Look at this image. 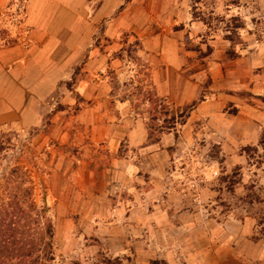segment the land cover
<instances>
[{
	"label": "crops",
	"instance_id": "obj_1",
	"mask_svg": "<svg viewBox=\"0 0 264 264\" xmlns=\"http://www.w3.org/2000/svg\"><path fill=\"white\" fill-rule=\"evenodd\" d=\"M21 2L23 15L17 31L1 19L2 9L12 8L15 2L0 0V28L8 26L10 30L3 35L0 29V129L45 127L47 136L63 139V142L72 134L76 152H83L73 156L72 177L67 174L69 157H64L59 167L67 169L63 177L70 179L76 187L74 196H111V199L135 196L137 192L129 191L130 186H134L128 182L132 176L141 175L142 170L130 162V154L134 150L136 153L147 152L146 149L154 146L161 147L160 154L168 150L175 153L179 150L177 142L180 143L182 133L185 140L187 133L192 136L201 132L205 140L219 137L220 142L216 144L222 154L221 161L228 166L232 161L233 167L240 169L245 168L243 162H246L245 153L240 151L242 146H255L254 154L260 151V135L264 132V64L260 65V73L247 77L246 72L253 73L254 69L241 65L243 58L238 53L240 56L234 57L233 63L229 62L226 73L225 67L213 69L215 62H212V67L207 70L210 82L199 81V73L184 77L183 72L173 69L175 75H172V64L185 65L186 62L179 41L184 36L194 40L190 32L182 35L184 32L177 27L179 24L189 29L193 27L191 20L190 26L181 24L184 18L178 16V10L186 6L185 0ZM134 39L139 43L134 48L138 58L147 59L148 64L155 66L162 62L167 67L168 72L163 76L158 71L148 75L154 96L175 108L194 103L183 123L176 125L178 133L173 136L172 129L161 132L155 142L147 139L143 114L134 113L136 110L129 107L128 101H119L110 95L108 75L117 71L118 57ZM207 40L215 43L216 48L219 38L212 35ZM74 71L79 75L72 80ZM206 89L209 90L203 92ZM201 92L206 95H200ZM95 150L94 160L88 159ZM101 153L106 161H100L103 160L98 156ZM153 153L157 155V151L153 150ZM246 165L249 170L245 175L242 173L244 176L236 181V185L254 183L263 190L264 196V163ZM155 168L158 170L159 166L155 165ZM144 178L145 175L139 178L142 184ZM139 180L136 182L142 185ZM147 182L153 185L155 180ZM148 188L146 191L142 187L137 194L146 196L154 191L152 187ZM116 189H119L117 193ZM149 201L152 198L148 204ZM149 205L150 208L157 206ZM225 214L218 221L209 219L206 222L209 236L212 234L221 242L215 264H257L258 241L250 238L255 230L253 221L248 217L236 219ZM144 245V241L138 242L131 250L145 253ZM263 247L260 245L259 248L263 250ZM153 248L146 253L151 252L154 256L142 259L143 263L149 264L153 260L152 264H176L169 256V250ZM205 252L200 253V257L206 259L202 264H208ZM111 256L117 261L120 258L117 254Z\"/></svg>",
	"mask_w": 264,
	"mask_h": 264
},
{
	"label": "rangeland",
	"instance_id": "obj_2",
	"mask_svg": "<svg viewBox=\"0 0 264 264\" xmlns=\"http://www.w3.org/2000/svg\"><path fill=\"white\" fill-rule=\"evenodd\" d=\"M13 1L15 5L12 8L2 9L1 19L11 29L18 31L23 3L21 0ZM185 3L186 6L178 10V16L184 18L181 24L190 26L192 21L193 27L189 29L180 24L177 27L184 32L182 35L190 32L194 40L184 36L179 41L186 62L185 65L172 64V75H175L173 69L183 72L184 77L199 73V81L210 82L207 70L212 67V62H215L213 69L225 67L226 73L230 67L229 62L233 63L232 59L239 54L243 58L240 64H244L246 69L250 66L254 69L253 73L246 72L247 77L252 78L255 73H260V65L264 64V0H185ZM129 27L132 26L129 24ZM134 27L138 28L136 25ZM0 29L3 35L10 31L8 26ZM212 35L219 38L216 48L215 43L213 45L207 40ZM134 42L130 41L124 47V52L116 61L117 71L108 75V85L111 87L112 98L128 101L129 107L136 110L134 113L143 114L146 118L144 122L149 141L155 139L159 128L164 125L166 115L163 110L177 114L187 111V115L194 103L175 108L166 100L154 96L148 75L158 71L163 76L168 72L167 67L162 62L157 63L156 67L148 64L147 59L138 58L134 48L139 43L136 40ZM78 75V72H72L71 79L75 80ZM200 95L206 94L201 92ZM176 119L172 124L173 136L178 133L176 128L179 125L176 126V122L179 119ZM39 133L42 136H38ZM200 134L190 136L187 133L185 140V134L182 133L180 143L176 141L179 150L175 153L168 150L160 154V146L146 149L147 152L131 151L130 162H134L142 171L141 175L130 178L128 183L134 188L130 186L129 191L140 193L142 187L145 190L152 187L154 191L146 196L136 193L135 196H114L116 198L111 199V196H74L76 187L70 179L63 177L67 169L59 167L63 158L69 157L67 163L70 170L67 174L71 175L73 156H80L83 152H76L72 134L63 142V139L47 136L45 127L29 130L0 129V214L16 220L14 202L19 200L24 214L31 215L28 202L32 199L35 210L40 211L38 228H46L41 223L47 219L51 234L49 249L46 248L49 251V255L46 254L47 261L38 260L42 254L38 251L36 261L32 260V256L24 254L22 259L13 258L8 263L145 264L142 259L154 256L146 251L158 246L160 250H169V256L176 264H202L206 259L200 257V253L204 250L206 255H203L208 258V264H215L221 242L213 238L211 233L209 236L206 222L209 219L218 221L226 213L236 219L248 217L253 221L255 230L250 238L258 241L257 264H264V247L263 250L259 248L264 245L263 190L251 182L236 185V181L249 170L246 164L264 163V132L260 135L258 153L254 154L255 146H240V151L245 153L244 169L233 167L232 161L229 166L221 161L222 154L216 144L220 142L219 137L205 140ZM153 150L157 151V155H154ZM96 151L88 153V159L94 160L93 154ZM102 154H98L103 159L100 161H106ZM155 165L159 166L158 170ZM142 173L145 175L143 184L139 180L144 176ZM250 179H253L251 175ZM148 180L155 182L152 185ZM119 189L115 190L116 193ZM202 193L204 196H201ZM150 198L152 201L149 204H155L156 207L150 208L147 203ZM12 210L15 212L12 213ZM142 241L145 242V253L131 250ZM112 254L119 255V260L112 258ZM151 261L149 264H152Z\"/></svg>",
	"mask_w": 264,
	"mask_h": 264
},
{
	"label": "trees",
	"instance_id": "obj_3",
	"mask_svg": "<svg viewBox=\"0 0 264 264\" xmlns=\"http://www.w3.org/2000/svg\"><path fill=\"white\" fill-rule=\"evenodd\" d=\"M163 112V114L166 115L164 118V125L159 128L158 132L157 129L155 130L157 132L156 136L161 132L171 130L174 126L172 124L177 120L176 118L179 119L176 124H182L187 111L178 114L168 110H163ZM156 136L155 139L149 141L155 142L158 139ZM28 203V212L30 211L31 215L29 213L27 215L24 214L19 200L14 202L17 215L16 220H10V218L6 217V214H0V264H10L8 263L9 260L17 257V259L20 260L24 254L32 256V260L36 261L39 255L37 254L38 251L42 253L41 256L38 257V260L42 259L47 261L48 259L47 256L49 255V251L46 250V248L49 249V238L51 236L48 221L44 219L41 223L45 225L46 228H38L39 221H41L40 211L35 210L34 207L36 206L32 199L29 200ZM15 210H12V213H14ZM39 245H41V247H39ZM43 253L45 256L47 254L45 258Z\"/></svg>",
	"mask_w": 264,
	"mask_h": 264
},
{
	"label": "built area",
	"instance_id": "obj_4",
	"mask_svg": "<svg viewBox=\"0 0 264 264\" xmlns=\"http://www.w3.org/2000/svg\"><path fill=\"white\" fill-rule=\"evenodd\" d=\"M212 173H213V175H215V173H216V172H215V171H213Z\"/></svg>",
	"mask_w": 264,
	"mask_h": 264
}]
</instances>
